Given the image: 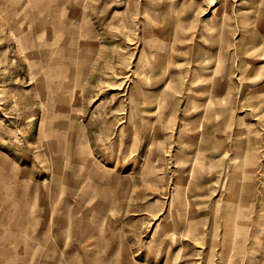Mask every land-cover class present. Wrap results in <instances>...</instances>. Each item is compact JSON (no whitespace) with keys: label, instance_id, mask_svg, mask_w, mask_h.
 Segmentation results:
<instances>
[{"label":"rangeland","instance_id":"obj_1","mask_svg":"<svg viewBox=\"0 0 264 264\" xmlns=\"http://www.w3.org/2000/svg\"><path fill=\"white\" fill-rule=\"evenodd\" d=\"M0 176V264H264V0H0Z\"/></svg>","mask_w":264,"mask_h":264},{"label":"bare ground","instance_id":"obj_2","mask_svg":"<svg viewBox=\"0 0 264 264\" xmlns=\"http://www.w3.org/2000/svg\"><path fill=\"white\" fill-rule=\"evenodd\" d=\"M18 7H20V6H18ZM17 7V8H18ZM37 23H38V21H37ZM26 28H27V26H26ZM8 31V30H7ZM12 31V30H11ZM8 33V32H7ZM10 34V33H9ZM19 36H22V35H19ZM13 37V36H12ZM18 46V45H17ZM215 135V134H214ZM224 135V134H223ZM225 136V135H224ZM220 137V136H219ZM215 138V137H214ZM220 138H222V137H220ZM216 139V138H215ZM197 141V140H196ZM216 142V141H215ZM214 145V144H213ZM47 146V145H46ZM220 146V145H219ZM60 147V146H59ZM47 149V148H46ZM217 149V148H216ZM49 152V151H48ZM198 152V151H197ZM50 153V152H49ZM52 153V152H51ZM56 153V152H55ZM65 153V152H64ZM68 156V155H67ZM59 160V159H58ZM65 161H67V160H65ZM3 169V168H2ZM10 170V169H9ZM20 172V171H19ZM7 173V172H6ZM12 174V173H11ZM226 174V173H225ZM1 177V176H0ZM14 177V176H13ZM17 177V176H16ZM12 179V178H11ZM62 181V180H61ZM12 184V183H11ZM12 186V185H11ZM15 186H17V185H15ZM19 187V186H18ZM68 187V186H67ZM16 194V193H15ZM13 196V195H12ZM16 196H17V194H16ZM24 197H25V195H23ZM21 197V196H20ZM19 197V198H20ZM23 197V198H24ZM15 198H17V197H15ZM22 198V197H21ZM22 198V199H23ZM19 200V199H18ZM21 200V199H20ZM13 201V200H12ZM12 209V208H11ZM17 210V209H16ZM22 211V210H21ZM22 213V212H21ZM16 216V215H15ZM19 218H20V216H19ZM3 220V219H2ZM6 220V219H5ZM4 221V220H3ZM2 221V222H3ZM6 223V222H5ZM28 225V224H27ZM33 227V226H32ZM3 228V227H2ZM1 235V234H0ZM36 238V237H35ZM8 240V239H7ZM10 242V241H9ZM9 245V244H8ZM10 246V245H9ZM14 250H15V247H14ZM16 251V250H15ZM18 253H19V250H18ZM21 254V253H20ZM5 259V258H4ZM4 264V263H3Z\"/></svg>","mask_w":264,"mask_h":264}]
</instances>
